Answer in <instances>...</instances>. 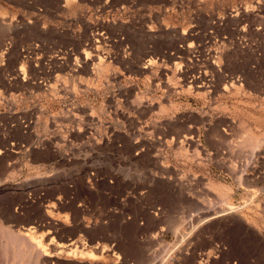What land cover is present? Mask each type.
<instances>
[{"label":"rangeland","instance_id":"rangeland-1","mask_svg":"<svg viewBox=\"0 0 264 264\" xmlns=\"http://www.w3.org/2000/svg\"><path fill=\"white\" fill-rule=\"evenodd\" d=\"M27 229L264 264V0H0V264Z\"/></svg>","mask_w":264,"mask_h":264},{"label":"bare ground","instance_id":"bare-ground-1","mask_svg":"<svg viewBox=\"0 0 264 264\" xmlns=\"http://www.w3.org/2000/svg\"><path fill=\"white\" fill-rule=\"evenodd\" d=\"M138 100H140V99H138ZM141 102L142 101H140L139 103H141ZM188 186H189V183H188ZM53 225H55V224H53ZM33 228H35V227H33ZM44 228H46V227H44ZM53 228H55V226ZM1 229H3V228H1ZM37 229H40V227L37 228ZM0 231H2V230H0ZM27 231L30 232V233H32V235L29 236V234H30L29 233V234H26V236L28 235L29 237L22 236L25 239H23L21 236H18V238H20V240H18V238H16L17 237L16 236L17 234H13L12 233L16 237L12 236V237L8 238L9 239L8 240L9 241L8 244H10V246L11 245L12 246L13 245L15 246L17 243H19L21 241L19 244L21 246L22 245H25L26 248H27V250H28V252L30 251L31 255L33 254V256H35L36 260H35L34 257H33L34 258L33 260H30V257H29V260L30 261H35V262L37 261L35 264H37V263H40V264H42V263L43 264L44 263H47V264L48 263L49 264H56L60 260V258L61 259L66 258L65 260H63L64 262L66 260H69V263H67V264H83V263H85L84 261H87L88 262L87 264H107L109 258L112 257V255L114 253V249L110 246V243H109L111 241V239H112V237L109 234H107L106 236H104L105 237V239H104L105 240V243L102 244V245H99V244H96L95 245L94 244L95 241H93L91 243L90 242L87 243L86 241L84 242L81 239H72V240H69L68 242H66V244L58 245L57 242H56L57 240H55L52 231H48L47 233L45 232L46 234L40 236L39 239L38 238H35V236L33 235V232H35V231L32 232V231H30V229H27ZM54 231H55V229H54ZM24 232L26 233V230ZM34 234H36V233H34ZM1 237H3V236L1 235ZM21 239H23V240H21ZM6 242H7V240H6ZM6 242H3V243H5V245H6ZM19 244H17V245L20 246ZM6 247H9V246H6ZM20 252L21 251H19L17 253V255H19V256L21 255L20 256V258H21L22 255H23L22 254L23 251L21 252V254H20ZM27 256H28V254H27ZM24 258H26V256ZM24 258H22L21 260H24ZM71 261H73V262L75 261L76 263H70ZM62 262H60V263H62Z\"/></svg>","mask_w":264,"mask_h":264},{"label":"crops","instance_id":"crops-1","mask_svg":"<svg viewBox=\"0 0 264 264\" xmlns=\"http://www.w3.org/2000/svg\"><path fill=\"white\" fill-rule=\"evenodd\" d=\"M133 76H134V75L126 74L124 81H125V82L128 81L127 79L130 80V77L132 78ZM134 81H135V79H132V82H134ZM182 134H183V133H182ZM183 136H184V135H183Z\"/></svg>","mask_w":264,"mask_h":264}]
</instances>
